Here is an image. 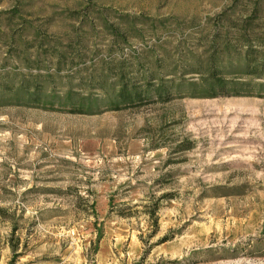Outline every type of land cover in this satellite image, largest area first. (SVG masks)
<instances>
[{
    "label": "rangeland",
    "instance_id": "1",
    "mask_svg": "<svg viewBox=\"0 0 264 264\" xmlns=\"http://www.w3.org/2000/svg\"><path fill=\"white\" fill-rule=\"evenodd\" d=\"M120 72L183 82L98 113L0 104V264H264V0H0L6 101Z\"/></svg>",
    "mask_w": 264,
    "mask_h": 264
},
{
    "label": "trees",
    "instance_id": "2",
    "mask_svg": "<svg viewBox=\"0 0 264 264\" xmlns=\"http://www.w3.org/2000/svg\"><path fill=\"white\" fill-rule=\"evenodd\" d=\"M213 60L214 59H210V63L207 65L209 72L206 80L210 81V88H208V90L215 92L216 88L220 90L227 88V84L230 81L219 76L217 68H214L215 65ZM247 65V73L251 74H257L260 72L263 66V64H257L252 67L249 62ZM116 75H118L117 79L114 82H111L108 86L104 75L92 76V84L96 89L102 91L101 94H84L70 88L66 91L64 100L55 94L42 96L40 92H38L40 89V75H37L33 78L32 83L29 84V86L23 82L17 85L15 89L16 97L14 101H6L5 96H0V104L12 103L18 105L53 107L56 104L57 98L59 106L68 107L71 112L98 113L103 110H120L126 107L141 104L143 102H151L150 100H153L154 96L162 101L171 100L173 93L172 90H178V86H180L183 82L181 81L182 77H180L178 82H176L175 79H166L163 77H159L157 79L158 81H154L156 78L153 75L147 74L144 77V83L136 84L132 78H127L123 72ZM183 80L187 81V83L191 85V90L194 89V85H196L195 81L186 79ZM231 83L235 85L236 82L234 83V81H232ZM0 88L1 90H6L9 88V85H2ZM233 88H235V86ZM238 93L239 91H234L232 94L237 95ZM225 94H228V92ZM191 95L193 97H197L194 92H192ZM192 147L193 145H189L186 148Z\"/></svg>",
    "mask_w": 264,
    "mask_h": 264
}]
</instances>
